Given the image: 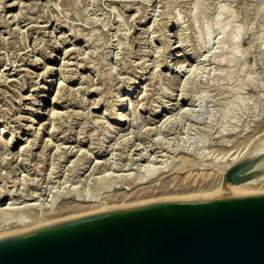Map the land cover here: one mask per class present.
Segmentation results:
<instances>
[{"label": "rangeland", "instance_id": "1", "mask_svg": "<svg viewBox=\"0 0 264 264\" xmlns=\"http://www.w3.org/2000/svg\"><path fill=\"white\" fill-rule=\"evenodd\" d=\"M0 77V192L39 190L44 194L28 202L40 205L55 198L59 211L50 223L178 194H208L218 190V179L207 185L190 177L185 190L180 183L155 190L147 182L146 189L156 192L139 198L133 194L141 188L125 181L114 204L90 206L83 201L103 184L67 180L72 161H83L81 151L58 158L56 144L75 150L81 138L91 166L108 157L127 163L137 143L157 159L178 151L199 156L224 138L236 140L237 154L259 150L250 148L264 140V0H0ZM179 96L190 110L173 115L167 131L157 132L163 116L155 114H165L164 105L173 107ZM116 113L127 123L118 125ZM134 134L130 143L122 140ZM113 146L117 157L108 152ZM257 185L254 193L264 192V183ZM75 186L81 197L60 196L76 192ZM10 197L2 206L15 198L14 206L23 205L22 198ZM20 229L0 235L31 227Z\"/></svg>", "mask_w": 264, "mask_h": 264}, {"label": "water", "instance_id": "2", "mask_svg": "<svg viewBox=\"0 0 264 264\" xmlns=\"http://www.w3.org/2000/svg\"><path fill=\"white\" fill-rule=\"evenodd\" d=\"M262 157L233 165L226 186ZM0 264H264V192L184 195L84 214L0 238Z\"/></svg>", "mask_w": 264, "mask_h": 264}, {"label": "bare ground", "instance_id": "3", "mask_svg": "<svg viewBox=\"0 0 264 264\" xmlns=\"http://www.w3.org/2000/svg\"><path fill=\"white\" fill-rule=\"evenodd\" d=\"M48 73H50V71H48ZM127 88H128V86H127ZM128 90H130V87H129ZM121 97H125V95L121 96ZM123 100L124 99H121L119 101V103L117 104L118 109L123 108V106H124V101ZM185 101H187L185 99V97L179 96L178 97V101L176 103H171V104H173L172 105L173 107H167L166 105H164V110H162V111H166L165 114H163L164 112H162V113H157L156 112L157 114H155V116H158L160 114V115L163 116V118L161 117L162 118L161 124L158 123L159 125L158 124L155 125L154 129L156 131L158 130L157 132H159V133H162L163 131H167L168 127H170V126H168V124L172 121L173 115L178 114L179 112H182V111L186 112V111L190 110V108H186V107L183 106V103L185 104ZM189 105H191V104L189 103ZM114 106H115V104H114ZM126 108H127V105H126ZM176 109H178V112L177 113H175V112L173 113V111L176 110ZM126 113H127V111H126ZM168 113H170V115L166 116ZM186 113H188V112H186ZM116 114L117 115L114 118H115V122L118 125H123V124L127 123V121H126L127 118H125V117L123 118L121 113H119V114L116 113ZM161 118L156 120V121L160 122ZM44 121H46V120H44ZM43 123H45V122H43ZM103 123H106V121L103 122ZM107 124L109 125V123H107ZM110 126H112V125H110ZM114 132H115V130H114ZM130 133H134V132L131 131ZM133 137L137 139V136L134 134L132 136L126 137L125 139L123 137L122 140L123 141L126 140V142L130 143V140H132ZM57 138H59V137H57ZM110 138H111V135H107L106 136V139H110ZM49 139H50V137H49ZM61 139L65 140L64 141L65 143L69 142V138L66 135L62 136ZM118 139H120V137ZM46 140L48 141V139H46ZM47 141H46V143H47ZM0 142H3V141L0 140ZM77 142H78V145H77L78 149H75V150H74L75 146H72V144H69L67 146L66 145H62L63 142H60L59 144H56V150L60 147V150L58 152L56 151V155H59L58 158H67V159H69L71 156L76 155L75 153L80 150L81 151V159L79 161H81V160H83V161H82V163H79L78 160L75 161V162L72 161V167H71L72 170H71V173L68 175L67 180H70V182H72V183H75V182L78 181V182H81L82 184L83 183L85 184V182L90 184L91 183L90 181L93 179V180L96 181L97 184H100V183L103 184V185H99V187H98L97 184H94L93 185L94 188H95V186H96V188L98 187L97 194L95 195V193H94V195H92L93 197L89 196V197L85 198L86 201H83V202L89 203L87 205H90V206L91 205H97L99 207H101V206L102 207H107V206L109 207V205H107V203L108 204L111 203V202L113 203V202H115V200H117V198H116L117 194H118L117 193V189L120 187V184L124 183L125 181H128V182L131 181L132 184L134 183L135 187L141 188V189L138 188L139 190L135 191V193L133 194L135 196V198L149 196L156 189H159V188H164L165 189V187H167V188L174 187V185H176L178 183L181 184V187L184 186L183 187L184 190L188 189V187L190 186V181H189L190 177L191 178L193 177V179H192L193 182H197V181L201 182L202 181L204 183H207V185L212 184L211 182H213L214 179H218L219 185H220L219 188H217L218 186L216 187L218 190L217 191H213V190H216L215 188L212 190L213 192L212 191L210 192L208 190L210 192L208 194L224 193V192H254L256 190V188H257V187L255 188V185H257V184L260 185V183H264V140L263 141L262 140L259 141L260 143H257V144H255L256 146L250 148V150L253 149V148H256V147H258L257 149H259L257 151L253 149L255 152L253 154H251V155L249 154L250 152L248 153V151H249L248 149H247L248 151L247 150L246 151L245 150L242 151L241 149L240 150L242 152H245V153L247 152L246 154H249V155L243 154L242 152H241L242 155H239V154H241L240 152H239V154H237V152H236L237 150H234V151L232 150V149H234L236 140L234 141V143H232L231 139L224 138V139H221V140L217 141L215 144L210 145L209 148L207 150H204L202 152V154H200L199 156H196V154L194 152H185L184 154H180V151H178L174 156H170V158H165V159H161V158L157 159L156 158L157 155L156 156L153 155L151 157L152 153L149 152L150 155L148 154V151H147L148 148H147V150L144 149V147L146 148V146L137 148V146H139V144H140V143H137L136 146L134 147L133 146L134 143L132 141L131 147L133 146L134 147L133 151H137V153L136 152L135 153H131V155H133V156L130 155V157L128 156L129 155L128 154L127 157H129V158L127 160V163H125V162L124 163H117L116 162V160H118V159L120 160L122 158L121 157H119V158L117 157V153H114V152H116L114 150H116L117 148L113 146L111 149H109L108 152L111 151L110 155H112V156H114L116 154L115 156L117 158H115L113 161H109V157H108L107 160L106 159L101 160L100 158H97V160L94 159L95 163L92 166L91 165H87V162H89L90 155L88 156V151H86V149L82 148L83 140H81V138H80V139L77 140ZM7 144H8L7 141H4V145L7 146ZM21 146H22V144H21ZM238 147H239V145H238ZM101 148H103V147L100 145L98 150L101 149ZM141 149L145 150L146 152L143 153ZM88 150L92 151L93 149L90 148ZM98 150L95 151L94 154H97ZM106 150L107 149H105V147H104V150L102 152H104ZM129 150H131V149H129ZM231 152H234V153L236 152V154H235L234 157H231V159L229 160L227 158V154L230 157L229 154H232ZM89 153H91V152H89ZM219 154H222V156L224 158L225 157L226 158L223 159L220 156L222 159L221 158L219 159ZM118 155L120 156V154H118ZM216 156H218V158ZM253 157H262V159L255 166L252 175L250 177H248L247 179H245L244 181H242V182H240V183H238L236 185L226 186V184L223 182V178H224V174L227 172V170L229 168H231L233 165L238 164V163H240L242 161L250 160ZM112 159H113V157H112ZM124 160H125V158H124ZM133 165L135 167H131ZM132 168H134V169L137 168L136 169V174H133L132 172H127L128 170H130ZM54 170H56V169H54ZM87 171H88V173L85 175V179H81L82 178L81 175L84 174ZM114 172H117V174H114ZM184 173H185V175H184L185 179L184 178L181 179V176ZM66 174H68V173H66ZM97 174H99V176L97 178H95L94 175L96 176ZM69 176H72L73 178L70 177V179H69ZM74 178L75 179L77 178V180L74 181ZM147 182L153 183L154 184L153 185L154 186L153 189H155V190H153V191L152 190H147L146 187H145V184ZM150 187H152V186H149V188ZM72 189H74L76 192L68 191L66 193H62L60 196H63V195H68L69 196V195H72L74 193L75 194L77 193L78 197H81V196H79V194H80L79 192L80 191L79 192L77 191L79 189V187L77 189L76 186H75ZM23 190H25V188ZM23 190H22V193H19L18 195H15L9 189H4V190H2L0 192V234H2L1 232H10L9 230H6V229L11 228V227H16V226H21L22 229L24 227H25V229H26V227H31V229H32L33 226L41 227V226L47 225V224L50 223L49 217H51V216H53V215L58 213L59 207H54L55 198H54V201L52 199V201H51V203L49 205H42V204L40 205L39 203L37 204V203H34V202L33 203H31V202L29 203L28 201L35 200V199L41 197L44 193H42L41 191L39 192V190L37 191L35 189L25 190L26 192H23ZM263 190H264V188H263ZM259 191H260V189H259ZM207 192H205V193H207ZM257 192H258V189H257ZM123 193H124V191H123ZM124 194L127 195L126 193H124ZM192 194H196V193H192ZM197 194H198V192H197ZM10 195H11V197H10L11 200L15 196L19 197L20 199L22 198V200L20 202H23V205L14 206L16 204L17 199H18V198L17 199L15 198V201L13 200V202L11 201V202L7 203L6 205L2 206L3 203H5L4 201ZM174 195H176V194H174ZM182 195L184 196L185 194H178V196H182ZM123 196H122V198H124ZM157 197H159V196H157ZM57 198L58 197H56V199ZM153 198H155V197H153ZM119 199L121 200V198H119ZM122 200H124V199H122ZM147 200H148V197H147ZM76 201H82V200L76 199ZM137 201H139V200H137ZM20 202H18V205H19ZM26 202H28V203H26ZM120 205H122V204H120ZM83 211L85 212V210H83ZM82 212H80V213H82ZM37 227H35V228H37ZM19 228L17 229L18 231H19ZM22 229H20V230H22ZM26 230H28V229H26ZM10 234H13V233H10ZM0 237H1V235H0Z\"/></svg>", "mask_w": 264, "mask_h": 264}]
</instances>
